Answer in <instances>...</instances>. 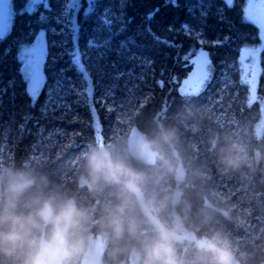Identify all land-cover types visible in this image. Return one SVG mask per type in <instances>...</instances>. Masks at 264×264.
I'll use <instances>...</instances> for the list:
<instances>
[{"label":"trees","instance_id":"trees-1","mask_svg":"<svg viewBox=\"0 0 264 264\" xmlns=\"http://www.w3.org/2000/svg\"><path fill=\"white\" fill-rule=\"evenodd\" d=\"M127 2L125 11L131 22L117 40H133L135 46L130 45L129 55L134 54L136 59H118L113 54L107 63L116 61L117 68L105 67L101 62L98 69L94 59L85 56L93 81L92 96L77 95V91H83L81 82L74 71H68L66 75L73 77L75 90L62 101L65 107H49L46 112L41 109L47 87L33 106L18 74L15 38L28 31L25 24L29 17L16 18L11 34L0 41V89L6 88L10 80L16 81L14 88L8 87L0 94V170L30 171L41 181L39 189L44 195L71 199L87 210L85 245L74 264H80L89 240L95 236L106 237L102 264L122 263L131 253H137L138 264H144V243L154 235L152 221L171 227L177 217L184 225L175 239V264H212L210 254L199 249V242L216 231L229 240L234 264H264V127L257 133L260 100H264V52L255 101L249 99L248 85L241 83L239 58L246 44L258 45V30L241 22L240 0L232 9L223 0H205L212 7L203 24L198 8L195 19L188 13V5L196 0H177L179 7L166 5L165 0ZM14 3L19 9L24 0ZM51 3L57 7L56 0ZM118 4L119 0H101L98 11L111 6L118 12ZM218 8L224 9L231 27L221 21ZM155 9L159 11L148 20ZM185 22L197 31L202 28V36L196 38L181 31ZM93 26L85 25L89 31ZM149 27L161 40L166 38L181 47L157 42L148 32ZM79 44L84 50L83 33ZM8 48L12 51L5 56ZM193 48V58L201 48L208 53L213 70L199 95L185 96L179 93V87L194 65L183 56ZM49 51L45 72L48 84H52L53 73L67 68L69 58H59V48ZM52 57L58 58L55 64ZM118 72L124 75L116 79ZM134 129L149 139L156 138L161 129L172 130L175 140L170 146L163 145L153 162H137L128 154V138ZM225 138L245 146L253 165L221 171L213 142L223 143ZM102 148L161 176L158 185L145 184L139 198H130L126 218H134L137 228L134 234L129 233L125 223L119 239L101 224L106 205L114 202L112 189L92 194L80 183L88 153ZM165 192L175 193L176 203L161 210L153 197L158 199ZM149 199H153L150 206Z\"/></svg>","mask_w":264,"mask_h":264},{"label":"clouds","instance_id":"clouds-1","mask_svg":"<svg viewBox=\"0 0 264 264\" xmlns=\"http://www.w3.org/2000/svg\"><path fill=\"white\" fill-rule=\"evenodd\" d=\"M174 140V131L161 129L154 139L141 136L133 140L128 154L132 160L144 161ZM213 148L221 171L253 165L246 147L230 138H225L223 143L214 141ZM160 181L158 172L137 168L128 159L114 156L103 148L88 153L80 177V183L89 193L112 189L114 202L106 205L101 224L110 228L117 239L122 236L125 223L129 233L134 234L137 228L134 218H126L130 198H139L145 184L158 185ZM40 183L24 169L0 170V264H74L85 245L87 210L71 199L44 195L39 189ZM29 193L32 194L29 196ZM176 198L175 193L169 192L158 199L153 197L161 210L174 205ZM153 199L148 200L149 206ZM152 224L154 235L144 243V264H175V239L183 228V219L177 217L171 227L155 220ZM199 249L210 254L212 264H234L230 242L220 231L200 241Z\"/></svg>","mask_w":264,"mask_h":264},{"label":"snow or ice","instance_id":"snow-or-ice-1","mask_svg":"<svg viewBox=\"0 0 264 264\" xmlns=\"http://www.w3.org/2000/svg\"><path fill=\"white\" fill-rule=\"evenodd\" d=\"M56 3L57 7L53 8L51 0H24L23 5L17 9L14 0H0V41L11 34L17 17H29L25 24L28 31L15 38L16 54L14 59L19 65L18 74L26 86V94L31 98L33 106L41 92L47 87V98L41 109L44 112L49 107L66 106L62 101L75 90L73 77L66 75L68 71H74L81 82L83 91H77V95L83 97L86 93L89 98L92 96L93 81L91 73L84 63L85 56L93 58L98 69L101 67V62L105 67L117 68L116 61L110 65L107 63L113 54L118 59H123L125 56L131 60L136 59L134 54L129 55L130 45L135 46V42L131 39L117 40V37L127 30V25L131 22L125 11L128 6L127 0H119L118 12L114 11L111 6L104 7L102 12L98 11L101 0H86V6L85 0H56ZM168 3L179 7L177 0H165V4ZM223 3L227 5L228 9L236 6V0H223ZM240 3L241 22L253 25L258 30L260 41L258 45L246 44L240 55L241 83L249 86V99L255 101L257 100L258 78L262 71L260 68L261 53L264 52V0H240ZM211 7V3L206 5L205 0H196L195 4L188 5V13L195 19L198 8L200 22L203 24ZM158 11L159 9H155L150 12L148 20H152ZM217 15L221 21L228 23L231 27L232 22L225 16L223 8L217 9ZM89 23L94 25L90 31L85 27ZM181 31L196 38L203 34L202 28L197 31L187 22L181 25ZM148 32L157 42H163L169 47H181L167 41L166 38L161 40L160 37L152 33L150 27ZM82 33L86 37L84 50L79 44ZM49 36L59 39L49 41ZM224 39L227 40L229 37ZM200 43L203 44L204 41L201 40ZM50 48L61 49L59 58L62 59L64 56L69 58L67 68H61L58 72L53 73L54 82L52 84H48V75L45 72ZM11 51V48L6 49L5 56L9 55ZM194 52L193 48L183 56L185 61L194 65V70L183 81V86L180 88V93L185 96L199 95L204 90L206 83L210 81L213 70L208 53L203 48L195 53L193 58ZM57 59V57H52V63L55 64ZM122 75L124 74L118 72L116 79ZM15 83L14 79L10 80L6 88L0 89V94L6 93L8 87L14 88ZM161 86L163 85L161 84ZM93 114H95L94 109ZM59 131L57 130V132Z\"/></svg>","mask_w":264,"mask_h":264},{"label":"rangeland","instance_id":"rangeland-1","mask_svg":"<svg viewBox=\"0 0 264 264\" xmlns=\"http://www.w3.org/2000/svg\"><path fill=\"white\" fill-rule=\"evenodd\" d=\"M85 6H86V0H85ZM260 43V42H259ZM258 43V44H259ZM241 54V52H240ZM240 58V55H239ZM241 68V65H240ZM194 70V66L191 69V72ZM189 73V75L191 74ZM188 75V76H189ZM188 76L185 79L188 78ZM183 80V81H184ZM183 81L179 87V93L180 88L183 86ZM249 87V86H248ZM260 111H261V118L259 120V126L257 127V133H260L264 127V100H260ZM141 137V134L137 130H132V132L129 135V144L135 140L136 138ZM129 146V145H128ZM155 155L150 156L149 158L145 159L147 162H153L155 159ZM105 244H106V237L101 236H95L94 238H91L87 244V249L81 258L80 264H102V254L105 251ZM139 257L137 253H131L127 260L119 263V264H138Z\"/></svg>","mask_w":264,"mask_h":264},{"label":"water","instance_id":"water-1","mask_svg":"<svg viewBox=\"0 0 264 264\" xmlns=\"http://www.w3.org/2000/svg\"><path fill=\"white\" fill-rule=\"evenodd\" d=\"M241 55V54H240Z\"/></svg>","mask_w":264,"mask_h":264}]
</instances>
